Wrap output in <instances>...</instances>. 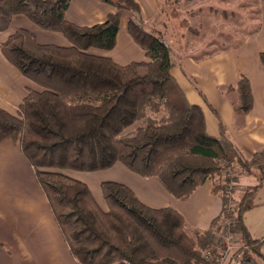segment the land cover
<instances>
[{
	"label": "trees",
	"instance_id": "obj_1",
	"mask_svg": "<svg viewBox=\"0 0 264 264\" xmlns=\"http://www.w3.org/2000/svg\"><path fill=\"white\" fill-rule=\"evenodd\" d=\"M100 1L140 11L136 0ZM69 4L0 0V31L22 14L70 42L39 44L30 32L19 29L0 44L9 63L43 87L28 92L17 115L0 108V144L6 139L19 143L80 264H218L207 263L199 250L213 240L221 214L192 237L173 207H149L124 184L103 181L104 209L86 183L64 171L93 172L121 163L141 177H155L170 195L184 201L209 178L215 193L221 181H236L239 173L254 172L261 182L264 148L246 157L227 137L206 132L202 109L188 102L170 73L177 63L159 34L129 17L128 32L149 61L119 65L87 53L92 47L115 46L119 12L109 13L101 23L79 26L65 18ZM259 59L264 66V52ZM226 89L238 96L234 114H247L252 108L248 80L241 77ZM256 188L242 192L235 215L229 216L236 220L225 227V234H241L244 246L258 258L242 221ZM220 194L224 209L228 196Z\"/></svg>",
	"mask_w": 264,
	"mask_h": 264
},
{
	"label": "crops",
	"instance_id": "obj_2",
	"mask_svg": "<svg viewBox=\"0 0 264 264\" xmlns=\"http://www.w3.org/2000/svg\"><path fill=\"white\" fill-rule=\"evenodd\" d=\"M136 2L146 21L158 11V0ZM114 11L112 5L100 0H70L65 18L76 25L89 26L103 22ZM129 16L126 11H119L116 44L110 49L113 52L105 54L102 49L89 48L87 53L108 57L122 65L147 62L145 52L126 31ZM256 16L257 27L253 29L251 22L246 29L248 33L239 43L201 59L185 58L170 70L188 102L202 109L206 132L216 138L227 137L246 157L264 148V66L259 59V54L264 52V0H258ZM17 17L14 15L11 20ZM28 22H21L25 27L14 29L12 26L0 31V44L19 29L27 30L40 43L35 31L29 29ZM67 43L59 46H67ZM185 75L191 76L194 83ZM241 77L248 80L252 96V108L243 116L233 112L237 93L226 89L229 85H236ZM30 90L39 92L40 88L9 63L0 51V108L17 115L19 104ZM106 170L120 175L121 180L98 179ZM81 175L87 179L96 178V183L87 186L102 208L106 205L100 184L103 181L118 182L131 189L149 207H173L183 216L188 227L185 229L189 231L207 230L222 209L221 196L213 191L210 178L188 199L181 201L170 195L155 177H141L121 163L105 170L82 172ZM234 185L236 196L257 185L252 205L243 212L242 221L250 241L257 246L260 264H264V179L258 182L254 172L239 173ZM0 264H80L71 254L34 169L25 159L19 143L11 139L0 144Z\"/></svg>",
	"mask_w": 264,
	"mask_h": 264
},
{
	"label": "rangeland",
	"instance_id": "obj_3",
	"mask_svg": "<svg viewBox=\"0 0 264 264\" xmlns=\"http://www.w3.org/2000/svg\"><path fill=\"white\" fill-rule=\"evenodd\" d=\"M112 6L118 12L120 10L126 11L130 15L129 17L138 19L148 29L159 34L163 41L171 48L175 64L182 62L185 58L201 59L217 50H227V48L239 43L243 36L248 33L246 29L251 22L253 29L257 27L255 20L257 18L256 15H258V0H158V11L152 14L151 16L153 17L148 21L143 16L141 6H139L140 11L138 14L126 8L120 9L114 5ZM148 10L152 11L150 8ZM17 16V18H13L10 21L9 26L5 30L12 26L14 29L25 27L21 24L22 21L28 22L25 16L22 14H18ZM28 24L29 29L35 31V36L40 40V43L65 45L68 41L60 32L41 29L33 24V22L32 24L28 22ZM126 31L129 34L127 27ZM67 44L69 46L70 42L68 41ZM90 49L98 48L92 47ZM104 52L107 54L113 51L104 50ZM185 76L190 82L194 83L191 76ZM174 80L176 81L175 78ZM35 85L40 88V91L43 90V87L36 83ZM64 173L79 180L83 179L82 181H85L84 183L86 184L92 185V183H96V178H84L81 175L82 171L74 173L71 170L64 171ZM229 177H232V175H229ZM109 178L121 180L120 175L111 173L109 170L102 172L98 179L107 180ZM234 182V180L230 179L229 181H221L219 184V193H217L221 196L220 192H222L228 196V203H224V209H222V213L220 212L221 215L213 230V240L199 250L200 255L207 263L216 261L218 264H239L237 261L240 259L241 264H260V260L256 258L257 256L254 252H250L244 246L242 237L239 238L237 235L239 234L238 232L232 233V239H229L230 233L225 234V227L229 222L228 217L236 211L237 201L240 198V193L237 196L235 195L236 185H234ZM96 201L98 202V200ZM233 218L236 217L234 216ZM184 227L188 228L187 225ZM186 231L192 237L200 232L197 230ZM208 251L209 254H207Z\"/></svg>",
	"mask_w": 264,
	"mask_h": 264
},
{
	"label": "built area",
	"instance_id": "obj_4",
	"mask_svg": "<svg viewBox=\"0 0 264 264\" xmlns=\"http://www.w3.org/2000/svg\"><path fill=\"white\" fill-rule=\"evenodd\" d=\"M235 220H236V218H229L228 217V224L230 223V222H235ZM233 238V235L232 234H230V236H229V239H232ZM207 254H209V251L207 252ZM239 264H241V260L240 259H238V261H237Z\"/></svg>",
	"mask_w": 264,
	"mask_h": 264
}]
</instances>
